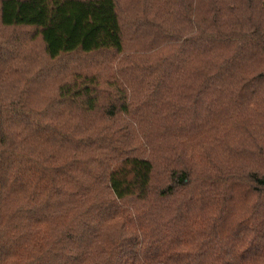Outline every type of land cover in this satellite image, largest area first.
<instances>
[{
    "label": "trees",
    "instance_id": "obj_1",
    "mask_svg": "<svg viewBox=\"0 0 264 264\" xmlns=\"http://www.w3.org/2000/svg\"><path fill=\"white\" fill-rule=\"evenodd\" d=\"M122 4L0 0V264H264V0Z\"/></svg>",
    "mask_w": 264,
    "mask_h": 264
},
{
    "label": "rangeland",
    "instance_id": "obj_2",
    "mask_svg": "<svg viewBox=\"0 0 264 264\" xmlns=\"http://www.w3.org/2000/svg\"><path fill=\"white\" fill-rule=\"evenodd\" d=\"M142 2H143V0H139V1L138 0H124V4H122L123 15L125 17H128V13H129L130 14L129 16L130 17L133 16V19H135L137 17V14H138V15H140L138 17H140L141 19H144V16L141 15L142 14L141 12L144 11V9L142 8V4H141ZM131 7H134L136 9L135 12L133 9H131ZM26 30L30 31V33L34 32V29H28L27 28ZM151 40H152V37L149 34H144L141 36H139V34L134 35L131 40L126 42V52L125 53H129V52L134 53L135 52L138 56L143 57L146 54V53H144V50H145L144 48L147 45H151ZM157 42L159 44L161 41H157ZM158 44H155L154 46H156ZM28 46L31 47L28 50V56H29V60H30V65H29L28 69L32 68L33 71L31 73V75H34V68L39 66V64L42 62L45 63L47 58H46V56H44L43 46L40 43L39 38H38V40L31 42ZM160 46H161L163 51H168L171 49V47L168 44L164 45V43H162V45H160ZM92 57L93 56H86V55H79V54L71 56V57H67L66 62L64 61L60 66L57 65V66L53 67L52 69H54V71H56L58 69L62 70V71L68 70L71 67L76 66L78 63H83V62H87L88 66H94L91 63ZM100 58H102V57H100ZM117 62H116L115 68L117 67ZM46 75H42L41 78H39L40 83H38V85H36L37 79L34 82L35 77H33L31 85H33V87H32L33 89H36L40 84L39 89L42 92H46L50 95L56 90V88L58 86V80L55 81L54 77H52V76L49 77Z\"/></svg>",
    "mask_w": 264,
    "mask_h": 264
}]
</instances>
